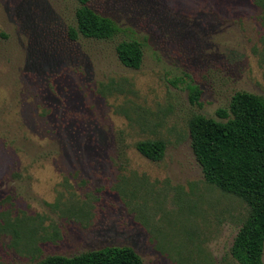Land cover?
<instances>
[{
	"label": "rangeland",
	"instance_id": "374dc122",
	"mask_svg": "<svg viewBox=\"0 0 264 264\" xmlns=\"http://www.w3.org/2000/svg\"><path fill=\"white\" fill-rule=\"evenodd\" d=\"M79 6L0 0V264L111 246L145 264H239L249 207L206 181L189 122L223 121L238 92L264 100V0H92L119 33L71 42ZM129 40L139 70L118 58ZM155 140L160 162L136 149Z\"/></svg>",
	"mask_w": 264,
	"mask_h": 264
},
{
	"label": "trees",
	"instance_id": "16d2710c",
	"mask_svg": "<svg viewBox=\"0 0 264 264\" xmlns=\"http://www.w3.org/2000/svg\"><path fill=\"white\" fill-rule=\"evenodd\" d=\"M76 26L68 29L71 42L80 38L113 40L119 33L117 23L91 6L92 0H76ZM121 63L139 70L144 47L137 40L123 41L116 47ZM191 101L199 104L202 95L192 86ZM223 121L194 115L190 122L193 151L202 166L206 181L226 194L243 200L249 216L233 243L231 253L239 264H264V100L238 92L228 109H219ZM167 145L162 140L143 141L137 151L152 162H160ZM37 264H145L131 247L111 246L67 258L51 256Z\"/></svg>",
	"mask_w": 264,
	"mask_h": 264
}]
</instances>
